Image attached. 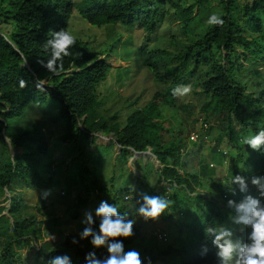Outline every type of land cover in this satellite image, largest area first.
<instances>
[{
    "label": "trees",
    "instance_id": "16d2710c",
    "mask_svg": "<svg viewBox=\"0 0 264 264\" xmlns=\"http://www.w3.org/2000/svg\"><path fill=\"white\" fill-rule=\"evenodd\" d=\"M219 1L223 26H212L202 38L186 43L177 56L183 68L186 62H194L195 70L188 73L190 78L198 67L210 66L208 77L201 85V94L206 101L199 111L205 117L193 119L191 123L192 130L199 123L202 126L198 140L192 143L196 150L188 162L191 172H187L183 161V141L179 136L165 141L164 112L184 111L185 117L191 118L197 108L183 105L170 94L181 80L177 68H171L165 60L166 50L148 52L143 47L138 53L139 64L142 62L150 70L156 83L169 86V93H156L146 106L127 114L124 123L119 122L118 116L105 118L97 111L100 107L98 87L112 69L103 59L102 52L94 51L88 43L77 38L70 48L71 55L64 57L63 71L55 76L41 67L37 60L46 63L50 59L51 52L45 49V43L55 31H69L78 4L81 6V18L94 27L121 25L126 29L139 28L152 36L168 16L189 27L196 17L195 10H204L203 6H206L205 2L210 4L209 0H196L191 5L188 0H0V148L8 154L0 167V190L7 189L15 195L10 198L9 218L2 215L6 208L0 207V264H24L20 259L21 250L24 247L32 249L33 242L39 244L48 239L57 226L50 224L51 219L53 222L60 219L47 215L45 223L39 222L36 216H28L23 208L27 206L26 194L42 192L53 183L51 176L46 179L42 175V171L52 164L48 160L46 137L41 135V129H26L20 122L29 105L36 101L52 98L60 104L61 116L66 120V131L62 137L64 144L70 145L77 140H81L83 145L89 144L91 139H96L94 134H113L117 145L122 147L120 156L125 162L130 157L128 148L137 152L151 149L162 165L161 180L157 185L168 184L172 191L182 187L187 195H191L200 182L208 187L209 193L213 194V188L217 186L223 196H228L234 187L230 182L233 175L242 172L247 176L264 174V150L255 152L239 143L242 137L264 129V82L260 80L257 88L250 91V84H246L242 72L247 67L240 62L241 69L236 67V60L241 58L248 61L257 56L264 63V0ZM237 48L243 52L239 53ZM37 78L47 82L46 91L36 89ZM21 79L27 82L24 89L19 87ZM182 84L187 85V81ZM217 125L219 134L214 139L213 150L219 162L209 163L216 167L210 168L201 156L202 145L199 142L211 135ZM100 141L108 142V138L101 137ZM224 143L236 153L229 165V177L220 170L224 165L225 155L220 151ZM246 150L248 158L244 155ZM80 163L83 165L82 160ZM160 188L158 191L157 188L152 189L150 195H165L166 188ZM18 189L21 192L15 194ZM63 194L66 196V192ZM120 195L129 199L127 197L132 193L126 190ZM139 199L134 198L130 210L124 207L120 212L130 219L137 217ZM222 219L220 209L211 202L208 218L194 226L191 242L177 251L174 264H215V250L210 245L209 252L201 255L204 229L217 226ZM98 224L99 221L97 228ZM60 234L62 238L56 247L52 243L40 245L36 255L37 259L43 260L37 264H46L58 254H69L72 264H84L89 251H96L97 256L107 254L104 248L93 249L87 240L73 245L74 237L64 238ZM124 244L126 248L125 240ZM170 251L172 249L159 255L165 257ZM151 259L152 264H156V259Z\"/></svg>",
    "mask_w": 264,
    "mask_h": 264
},
{
    "label": "rangeland",
    "instance_id": "374dc122",
    "mask_svg": "<svg viewBox=\"0 0 264 264\" xmlns=\"http://www.w3.org/2000/svg\"><path fill=\"white\" fill-rule=\"evenodd\" d=\"M79 1L77 0V2ZM188 2L191 5L196 0H188ZM209 2L210 4L205 2L204 10L199 8L195 10L196 17H194L189 27L182 25L179 19L168 16L162 27L152 36H148L139 28L126 29L121 25L94 27L81 18L79 11L81 6L77 3L69 28V31L76 38L88 43L94 51L102 52L103 59H106L112 68L106 79L98 87L100 107L97 111L100 116L102 115L105 118L118 116L119 122L122 123H124L127 114L146 106L156 93L167 94L170 89L167 85L156 83L150 70L144 67L142 62L139 64L141 59L138 52L143 47L148 52L159 49L167 51L165 60L171 68H177V75L181 80L177 87L183 85L182 82L186 80L187 85L192 88L189 95L174 97L178 98L183 105L197 108L196 114L191 118L185 117L184 111L165 110L164 112V127L166 130L163 134L165 141L169 142L176 136H179L183 141V161L187 172H191L188 162L196 150L192 143L198 140L196 137L193 139L192 133L195 132L200 135L202 126L199 123L196 125V129L192 130L191 123L193 119H203L205 117L199 111L206 101L201 94V85L208 77L210 66L202 65L198 67L194 76L190 78L188 73L195 70L194 62H186V67L183 68L177 56L184 50L186 43L202 38L211 30L212 26L206 23L207 18L213 12L220 14L221 6L219 0H209ZM237 51L239 53L243 52L240 48H237ZM256 57V60L246 61L243 58L236 60L237 69H241L239 62L247 67V70L242 72L244 73L243 79L247 81L246 84H250V91L257 88L260 80L264 82V63ZM224 64L227 63L224 62ZM170 94L173 95V91ZM61 112L60 104L52 98H48L42 102L31 103L20 121L26 129H41V135L46 137L49 143L48 160L49 162L52 161L51 167L42 171L43 177L47 179L51 176L50 178L53 181L45 189L51 190V194L47 199L42 198L41 193L43 191L24 194L27 200V206L23 207L25 213L28 216L31 214L36 216L37 221H43L44 223L48 219L47 215L52 218H60L55 222L52 221L54 219H51L50 222L51 225H57L56 229L52 230V234L56 236L54 241L49 238L43 239L39 244L33 242L32 249L24 247L21 250L20 259L24 264L41 263L43 259H37L36 255L40 245L52 243L56 247L59 244V239L62 238L60 233L63 234L64 238L69 235L71 238L76 236L78 238V233L83 229L81 221L84 213L92 211L94 215V210L101 200H107L110 204H115L119 211L124 207L130 210L134 205V198L139 197L138 193L147 192L150 195L152 189L157 188L158 191L163 185H157L161 180L160 170H162V167L153 157L148 158L145 155H140L142 158L139 157L140 159L136 161L134 153L129 152V160L125 162L120 156L121 148L116 145L114 140L110 139V135L104 136L101 134L95 140L91 139L89 144L84 145L81 140H77L70 145L64 144L62 137L66 131V120L61 116ZM218 127L217 125L211 135L205 136L203 142H199L202 145L201 156L208 164L217 161L213 146L214 139L219 134ZM101 137L108 138V142H101ZM199 143L198 145H200ZM220 151L228 152L227 157L223 156V161L225 158L231 160L236 157L235 151L232 152L226 143L222 145ZM14 154L12 150L11 155L14 156ZM244 155L245 158L249 157L247 150ZM7 156L6 151L0 148V167ZM81 160L83 165H80ZM192 162L196 164V160L192 159ZM228 169L223 165L220 170L225 176L229 177ZM242 175H245V173L242 172ZM197 187L200 189L199 191L208 192V187L200 182L195 189ZM182 189L171 191L170 200L172 205L159 221L145 223L138 216L133 219L137 221L134 226L135 235L131 239L125 240L126 251L133 248L137 249L142 257H154L157 260L156 264L175 263L177 251L191 242L194 226L203 223L208 218L212 201L209 196L210 193L206 194L205 197L201 194L190 196ZM219 189L220 187H214L213 195H211L219 201L216 206L223 216L222 221L218 224H228L229 211L224 208L226 199H223V194L220 193ZM126 190H130L132 193L128 196L129 199L120 195ZM63 191L66 192V196H64ZM252 191L254 193V189ZM20 192L21 190L18 189L15 194ZM12 196L15 195L10 194L7 189L0 190V207L6 208L2 215L8 218ZM228 198L239 201L242 199V194L237 193L235 197L228 194ZM136 205L139 207V204ZM181 213L183 217H181ZM76 214H78V217H76ZM160 234L167 235L168 243L159 241L158 235ZM169 249H172V251L168 252L165 257L159 255Z\"/></svg>",
    "mask_w": 264,
    "mask_h": 264
},
{
    "label": "clouds",
    "instance_id": "9594fccd",
    "mask_svg": "<svg viewBox=\"0 0 264 264\" xmlns=\"http://www.w3.org/2000/svg\"><path fill=\"white\" fill-rule=\"evenodd\" d=\"M206 23L209 26L222 27L224 19L220 14L213 12L208 16ZM76 39V36L68 30L55 31L53 37L47 40L44 45L45 49L51 52L50 59L46 63L44 60H37V63L53 76L59 75L63 71L64 57L71 55L70 48L75 45ZM26 64L27 61H25ZM46 83V81L37 78L36 89L46 91ZM19 87L26 88L27 82L21 79ZM191 91L190 85H181L173 89V95L186 96ZM239 143L249 146L255 152H261L264 150V129L242 137ZM120 148L122 150V147ZM128 151L134 153L136 161L142 158L140 155H145L132 148H128ZM147 151L150 152L147 157H153L162 167L152 150L148 149ZM224 155L227 157L228 152L225 151ZM230 162L231 160L225 158L224 167L229 168ZM210 168L216 167L213 164V167ZM230 182L234 186L230 194L233 197L237 193L242 194V199L237 201L234 198H228L227 195L222 196L224 200L226 199L224 208L229 211L228 224H218L215 227L204 229L201 255L204 256L209 252L210 245L215 250V264H264V174L251 176L235 174L231 177ZM162 184V187H165L167 191L164 196L149 195L147 192L138 193L140 199L138 200L137 215L145 223L159 221L172 205L170 200L172 189L168 184ZM197 189L190 196L201 194L205 197L209 193ZM50 194L51 190H44L41 196L43 199H47ZM211 195H209L212 199L211 202L218 203L219 201ZM94 212V215L92 211L84 213L81 221L83 229L78 233V239L74 237L71 242L73 245H78L81 241L87 240L93 249L104 248L107 254L97 256L96 251H89L85 255L84 264H152L151 257H142L139 250L134 248L125 250L124 240L131 239L135 235L134 226L137 221L122 214L115 204H110L107 200H101ZM181 217H183L182 213ZM97 219L99 220L98 228ZM48 238L54 241L56 236L50 233ZM158 239L163 243H168L166 234L158 235ZM46 264H72V258L67 253L58 254L52 256Z\"/></svg>",
    "mask_w": 264,
    "mask_h": 264
},
{
    "label": "water",
    "instance_id": "95a60500",
    "mask_svg": "<svg viewBox=\"0 0 264 264\" xmlns=\"http://www.w3.org/2000/svg\"><path fill=\"white\" fill-rule=\"evenodd\" d=\"M97 136H101V133L100 134H94L93 137H97ZM110 139L113 140L114 139V135H110ZM12 151V150H11ZM141 154H145V155H149L150 152L147 151V152H143ZM153 155V154H152ZM154 156V155H153Z\"/></svg>",
    "mask_w": 264,
    "mask_h": 264
},
{
    "label": "built area",
    "instance_id": "2783aa9c",
    "mask_svg": "<svg viewBox=\"0 0 264 264\" xmlns=\"http://www.w3.org/2000/svg\"><path fill=\"white\" fill-rule=\"evenodd\" d=\"M192 136H193V139H195V137L198 138V135H197V133H195V132L192 133ZM210 167H213V165L211 164Z\"/></svg>",
    "mask_w": 264,
    "mask_h": 264
}]
</instances>
